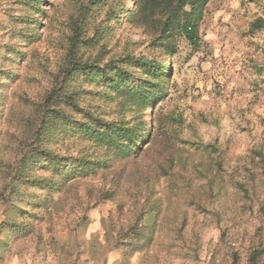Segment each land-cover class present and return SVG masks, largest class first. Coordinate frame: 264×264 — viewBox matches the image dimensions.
<instances>
[{
    "label": "rangeland",
    "instance_id": "obj_1",
    "mask_svg": "<svg viewBox=\"0 0 264 264\" xmlns=\"http://www.w3.org/2000/svg\"><path fill=\"white\" fill-rule=\"evenodd\" d=\"M192 2L1 1V264H264V0Z\"/></svg>",
    "mask_w": 264,
    "mask_h": 264
},
{
    "label": "trees",
    "instance_id": "obj_2",
    "mask_svg": "<svg viewBox=\"0 0 264 264\" xmlns=\"http://www.w3.org/2000/svg\"><path fill=\"white\" fill-rule=\"evenodd\" d=\"M193 3L192 0H184V3ZM126 11H130L127 10V8L125 7ZM186 31L189 34V39L194 40L195 39V28L192 25H187ZM80 71H82L83 74H86V72L90 71L91 67H80L79 68ZM164 77V76H163ZM157 94L155 96L160 95V92H156ZM133 98L139 102L140 106L145 107L149 100V90L145 89H140L139 91H137ZM145 127H149L148 133L150 131V129L152 128V126H146ZM120 131L122 132L120 134V137L118 138V140L116 141V146L117 147H113V148H119L120 150V158H123V155H126V157H129L134 151L135 148H137L136 146V141H142L144 139V137L142 138V136L139 138V134L137 133L138 131L132 128H120ZM113 145V144H112ZM33 151V150H32ZM31 151V152H32ZM33 155L34 152L28 157L27 162H32L33 161ZM30 158V161H29Z\"/></svg>",
    "mask_w": 264,
    "mask_h": 264
},
{
    "label": "crops",
    "instance_id": "obj_3",
    "mask_svg": "<svg viewBox=\"0 0 264 264\" xmlns=\"http://www.w3.org/2000/svg\"><path fill=\"white\" fill-rule=\"evenodd\" d=\"M1 1H2V0H0V5H1ZM2 242H3V236L0 235V249H1V247L3 246V243H4V242H3V243H2ZM1 257H2V256H1V254H0V264H1Z\"/></svg>",
    "mask_w": 264,
    "mask_h": 264
},
{
    "label": "bare ground",
    "instance_id": "obj_4",
    "mask_svg": "<svg viewBox=\"0 0 264 264\" xmlns=\"http://www.w3.org/2000/svg\"><path fill=\"white\" fill-rule=\"evenodd\" d=\"M130 6H131V5L129 4V5H128V8H130Z\"/></svg>",
    "mask_w": 264,
    "mask_h": 264
}]
</instances>
